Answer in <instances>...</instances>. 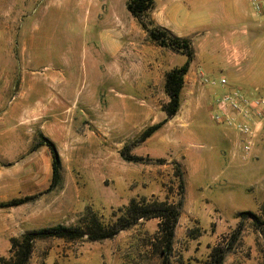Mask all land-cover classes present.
<instances>
[{
	"label": "rangeland",
	"instance_id": "1",
	"mask_svg": "<svg viewBox=\"0 0 264 264\" xmlns=\"http://www.w3.org/2000/svg\"><path fill=\"white\" fill-rule=\"evenodd\" d=\"M25 2L27 12L20 0H0V63L25 67L15 66L13 76L2 82L0 201L35 198L0 209V256L8 252L12 238L28 231L56 225L85 228L91 217L108 223L131 199L176 201L174 163L185 190L171 264H202L210 249L229 237L241 219L239 212L263 217L264 201L255 210L253 196L264 178L254 182L241 161L229 179L207 177L200 182L190 172L185 177L177 147L164 148L157 137L136 141L144 128L162 120L160 111L165 115L161 108L168 101L164 70L144 66L150 60L137 51L144 45L162 64H170L172 52L149 40L131 14L118 22H91L85 0ZM20 25L26 29L24 37ZM9 27L16 36H8ZM25 73L23 82L20 75ZM41 81L49 86L38 94L41 107L36 109L23 84L40 89ZM197 84L193 93L205 105L211 100L208 91ZM174 121L178 127L179 117ZM211 121L206 123L213 126ZM43 138L54 143L59 157V181L50 191L51 154L46 146H38ZM121 152L143 161L128 162ZM200 212L209 220L190 218V213ZM219 220L234 227L220 228ZM242 221L243 231L223 264H264L262 236L251 219ZM158 222L141 220L101 241L38 240L27 264H160L154 247Z\"/></svg>",
	"mask_w": 264,
	"mask_h": 264
},
{
	"label": "crops",
	"instance_id": "2",
	"mask_svg": "<svg viewBox=\"0 0 264 264\" xmlns=\"http://www.w3.org/2000/svg\"><path fill=\"white\" fill-rule=\"evenodd\" d=\"M23 1L22 4L20 0V4L27 12V4L25 0ZM85 1L86 16L91 22H118L130 15L125 6L127 0ZM254 1L154 0V8L150 12L151 19L172 34L190 39L194 48L193 60L184 77L178 113L147 138L149 142H152L157 137L164 148L177 147L180 150L179 158L185 177L190 172V176H196L200 182H205L207 177L210 180H216L219 176L228 178L235 174L237 162L241 161L246 176L254 182L264 178V109L252 111L247 119L240 117L250 126V134L247 138L251 142V148L247 154L242 151V136L239 132L211 118L215 102L234 90H239L249 99L264 96V0H257L260 3L258 11L253 5ZM10 20L13 19L10 18ZM19 31L20 37H24L26 29L22 25ZM7 32L9 37L16 36V31H13L11 27ZM130 37L133 38V36ZM149 45L154 53L155 45L151 43ZM141 46L142 49L137 51L138 54L150 60L145 61L144 66L149 65L153 69L162 68L163 74L182 65L186 60L184 55L172 52L171 65L166 62L162 64V61H157L153 55L151 56L150 50L145 51V46L142 44ZM15 66L16 69H25L22 64L17 67L12 62L0 63V108L5 101L2 82L13 76L11 71L15 69ZM44 68L53 69L54 67L46 65ZM201 75L213 84H202ZM20 76L23 82L27 79L26 73ZM222 78L226 79L225 84L220 83ZM197 82L207 89V96L211 99L205 105L199 104V95L193 93V87L198 85ZM56 84H58L57 80ZM23 85L25 88L23 92L30 93L28 101H31L32 107L40 108L39 97L42 94H38L42 91L46 93L49 85L43 84V81H41L40 89L39 87L31 88L26 83ZM47 97L51 99L50 96L47 95ZM205 100L206 97H204ZM160 113V119L163 120L165 115L161 111ZM176 116L180 120L178 127H174ZM206 120L207 122L212 120L214 125L209 126ZM175 159L178 160L176 156ZM263 180L261 189L257 190V196H253L255 210L264 201ZM190 218L199 221L209 220L210 217L206 212H200L190 213ZM216 222L220 228L234 227L227 221Z\"/></svg>",
	"mask_w": 264,
	"mask_h": 264
},
{
	"label": "trees",
	"instance_id": "3",
	"mask_svg": "<svg viewBox=\"0 0 264 264\" xmlns=\"http://www.w3.org/2000/svg\"><path fill=\"white\" fill-rule=\"evenodd\" d=\"M126 9L131 16L144 30L149 40L158 46L171 52L184 55L185 62L170 69L164 76V92L168 101L162 106L161 110L165 118L160 122L151 124L144 128L137 138V142H142L149 138L154 132L163 126V124L178 112L182 89L184 86V77L188 72L191 61L194 57V48L191 40L178 37L172 34L168 29L157 25L150 17V12L154 8V0H127ZM44 145L51 154V180L46 191L56 187L59 181V157L54 143L47 138H43L38 146ZM123 158L128 162H140L143 158L135 155H125L121 152ZM175 164V175L178 178L177 200L172 202L157 200H135L131 199L124 212L108 223H103L98 218L91 217L85 228L67 227L56 225L42 228L37 231L25 232L19 238H12L11 245L5 255L0 256V264H27L30 259L34 243L38 240L60 239L71 242L75 240L86 239L88 241H101L113 238L120 231L136 225L141 220L157 218L155 249L160 255V264H171L170 256L174 242L175 229L178 219L181 215L185 182L182 172L177 163ZM35 198V195L12 198L6 201H0V209L17 207L25 204ZM241 218L229 237L215 244L202 264H223L227 254L233 249L244 228L242 218L251 219L253 228L258 231L264 240V204L262 205V216L259 217L250 211L239 212L237 215Z\"/></svg>",
	"mask_w": 264,
	"mask_h": 264
},
{
	"label": "built area",
	"instance_id": "4",
	"mask_svg": "<svg viewBox=\"0 0 264 264\" xmlns=\"http://www.w3.org/2000/svg\"><path fill=\"white\" fill-rule=\"evenodd\" d=\"M255 9L260 10V3L253 2ZM202 84H213L208 78L200 76ZM221 84L226 83V79H220ZM264 109V96L249 99L242 95L239 90H234L223 95L215 102L211 118L217 123H222L228 127H233L242 136V151L247 154L251 148V142L247 136L250 134V126L246 120L252 111ZM259 113V112H258ZM243 118V119H240Z\"/></svg>",
	"mask_w": 264,
	"mask_h": 264
}]
</instances>
